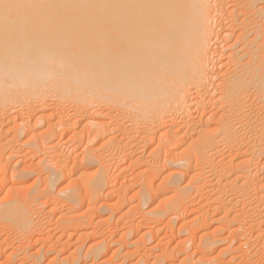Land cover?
I'll return each mask as SVG.
<instances>
[{
    "label": "bare ground",
    "instance_id": "1",
    "mask_svg": "<svg viewBox=\"0 0 264 264\" xmlns=\"http://www.w3.org/2000/svg\"><path fill=\"white\" fill-rule=\"evenodd\" d=\"M112 167L127 190L100 204ZM35 175L44 188L21 197ZM116 206L129 227L110 244L84 224L110 226ZM165 218L172 241L184 235L171 253L148 247ZM0 259L264 264V0H0Z\"/></svg>",
    "mask_w": 264,
    "mask_h": 264
},
{
    "label": "rangeland",
    "instance_id": "2",
    "mask_svg": "<svg viewBox=\"0 0 264 264\" xmlns=\"http://www.w3.org/2000/svg\"><path fill=\"white\" fill-rule=\"evenodd\" d=\"M41 129H42V127H41ZM65 137H66V138H65ZM68 137H69L68 135L64 136V137H63L64 139L59 137L60 139H62V140H60V141H59V138L57 137L56 140H57L58 142H61V141H62L63 144H64V142H65V144H66L67 142H69V140L67 139ZM99 143H101V141H100ZM99 143H98L97 145H99ZM63 144L61 145V143H60L62 149L60 148V150H59L58 152L60 153L61 150H62V151L65 150V152H62V151H61V153H62L63 155H64V153H65L66 156L70 155V154H68V153L70 152V151H69L70 149H68V148H66V147L63 148V146H65V145H63ZM66 145H68V144H66ZM81 149H82V148L75 149L74 152H75V153H76V152L81 153V152H82ZM26 150H27V149L22 150L20 153H21L22 155H24V154L27 152ZM67 150H68L69 152H68ZM78 150H79V151H78ZM74 152L71 151L72 156L75 154ZM73 153H74V154H73ZM79 153H77V154H79ZM67 154H68V155H67ZM65 155H64V156H65ZM39 157H40V158L43 157V154H41ZM23 159H25V161L27 160L26 164H30V163L32 162L33 164L36 165V164L38 163V158L36 157V158H33V159H32V158H31V154H27L25 157L23 156ZM126 166H127V165H126ZM114 168H115V167L110 168L111 170L109 169V171L112 173V175H111L110 172H108V173H110V175L113 176V177H111V176L109 177V178H113L112 180L110 179V182H112L111 184L113 185L114 190H116V193H117V192H118V193H117V194L114 193V195H116V196H114V195H112V194H107V193H106V195H105V194L102 195L103 198H104V200H100L99 203H100V202H103V203H104V202H107V201H109L108 203H110V202H111V203H114L115 201L118 200L120 194H122L123 192H125V191L127 190V189L124 190V189H121V188H120V187H121V182H122L123 179H124V176H123L124 174H122V173H124V172H122L123 169H120L119 167H118V168L116 167V169H114ZM117 169H118V170H117ZM129 170H131L130 173H131V175H132V176H131L132 178H133L134 176L137 177V180H135L136 177L134 178L135 182H136V181H141L142 178L137 176V174L135 173L136 170H134V172H133V170L130 169V168H129ZM129 170H128V172H129ZM117 171H118V172H117ZM114 172H115V173H114ZM120 172H121L122 175H119ZM120 176H121V179L117 182V180H118V178H120ZM34 178H35V179H34ZM37 178H38L37 175H35V176L32 177L31 179H29L30 181H28V183H27V184L23 187V189H22V192H21V195H20L21 197L24 198V197L26 196V194L31 190V188L33 187V185L36 184V181H35V180H36ZM116 178H117V179H116ZM122 178H123V179H122ZM139 178H141V179H139ZM113 180H114V181H113ZM66 181H67V182H66ZM68 181H69V182H68ZM36 185H39V188H40V189L44 188V185H43L42 182H40V183H38V184H36ZM70 185H71V181H70L69 179H68V180H65V181L63 182V184L61 183V184H59V185L57 186V189H56V190L58 191L59 189H61V188H63V187L65 188L66 186H67V188H69ZM62 186H63V187H62ZM136 186H137V189H136ZM138 186H139V185H135V187H134L135 189H130V190H132V191L135 190V191H136V190L139 189ZM113 187H112V188H113ZM118 187H119V188H118ZM70 188H71V187H70ZM23 190H24V191H23ZM57 191H56V192H57ZM133 192H134V191H133ZM133 192L129 191L128 195H130V197L133 196V194H134ZM250 194H251V193H250ZM117 195H118V196H117ZM252 196H253V195L251 194L250 197H249V200H250V198H253V199H254V197H252ZM56 199H57V198H56ZM56 199H55V200H56ZM101 199H102V197H101ZM253 199H251L250 201H253ZM40 200H41V202L39 201V203H40V205H41V206H40V207H41V208H40L41 212L39 211V213L42 214V215H44V216L40 215L39 213L36 214V213H35L36 211H35L34 213H35L36 215L34 214V215H35L34 217H35L36 220H37V219H39V220L41 219V220L39 221V223H38V226H39L40 223H42V225L40 224L41 228H40V226H39V228H40L39 230H41V231L43 230L44 233H42V234H44V235L41 234V231H38V232L42 235V237L45 236L46 233L48 234V236H47V235H46V236L49 237V236L52 234L51 232H53V234H54V229H52V228L55 227V229H56V227H57V225H58V224H57V221H56L57 218H58V215H55L57 218L55 219V217H53L54 220L51 222V220H52L53 218L51 219L50 216H48V217L51 219V220H49L48 217H47L46 215H48V211H49V209H51V207H53L55 204H54L53 200H48V199H46V198H41ZM55 200H54V201H55ZM106 200H107V201H106ZM114 200H115V201H114ZM160 200H161V199L156 200L153 204H151L150 207H149V205H148V206L146 207L147 209L145 208V211H146V210L148 211V208H149V209H152V208H153V209H157V206H158V207H162ZM249 200L246 199L247 202H249ZM1 201L4 202V201H6V199H5L4 201H3V199H1ZM47 201H48V202H47ZM112 201H113V202H112ZM56 202H57V200H56ZM56 202H55V203H56ZM39 203H38V204H39ZM46 203H47V204H46ZM159 203H160V204H159ZM100 204H101V203H100ZM31 205L33 206V204H30V206H31ZM43 205H44V206H43ZM43 207H44V208H43ZM48 207H49V208H48ZM118 207H119V206H116V207H115V210L113 209V211H112L113 214L116 213V216H117V217L115 216V219H112L113 224H111V222H110V224H111L110 226H111V227L109 226V224H108V225H104V224H107V223H106V222H105V223H102V221L99 222V223H97V224H99L98 226H93V225H90V223L86 220V222H85L84 225L87 224L89 227L92 226V227H91L92 230H93L95 227L98 228V227L101 225V227L98 228V230H99V231L101 230V232L97 231V237L100 236V237H101V238L99 237L100 239H104V240L107 239L108 242H110L109 240H111L110 244H111L112 242H116V241L118 240L119 237L116 235L117 232L115 231V229L117 230V228H121V229L118 230V231H120V230H123V229L125 230L127 227H129V224H126V222H124V220H122V219L119 218V217L121 216L122 212L125 211V210H123V208L125 209L126 207L123 206L122 208H119L120 210L118 209ZM120 207H121V206H120ZM96 208H97V207H96ZM96 208H95V209L93 208V213H97V212L100 211L99 208L97 209V210H99V211H97ZM116 208H117V209H116ZM42 209H44V212L46 213V215H45V213H42V212H43ZM121 209H122V210H121ZM34 210H36V209L34 208ZM84 210H85V211H84ZM115 211H116V212H115ZM86 212H88V211H87V207L85 206V207L83 208L82 213L85 214ZM134 213H135V212H133V214H134ZM99 214H100V212H99ZM108 214H109V213H108ZM186 214H188V215L191 216V217H192L193 215H195V214H190L188 210L186 211ZM39 215H40V218H39ZM109 216H110V214H109ZM109 216H108V215H105L104 218H107V217H109ZM42 218H43V219H42ZM45 218H47V220L49 221V223L51 222L52 224H51V223L49 224L47 220H46L47 222H43V221H45ZM118 218H119V219H118ZM134 218H135V219H134ZM117 219L119 220V223H118ZM131 219H132V220L134 219L135 221L137 220V222L139 221V222H140V223H139V224H140L139 226H141V225L144 226V225H145L144 227H141L142 230H143V229H144V230H145V229L148 230V229H149L148 227H150L151 224H152V223L149 222L148 220H146L147 222L144 221V222H145V223H144L143 220H142V218H141V216H139L138 213H136V217H135V215H133V217H132V215H131ZM113 220H114V221H113ZM116 221H117V222H116ZM164 221H165V223L160 227V228L162 229V231H161L160 234H158V239L160 238V242H159V240L157 239V240H156L155 242H153V243L150 242V244H148V247H152V246H154V245H157L158 243H160V244L162 243L163 245H161V246H163V249H162V247H160L161 250H159V251H160V252H164V251H162V250H166V248H167L168 251H167V250H166V251H167L168 253H169V251H170V253H171V252H172L171 249H172L174 246H176L177 243L181 241V239L184 238V235H183V237L180 236V237L174 239V241H172L171 235H169V234H170L169 231H170V226H171V224L168 225V224H169V223H168L169 221H168L167 218H165ZM37 222H38V220L36 221V223H37ZM114 222H115V223H114ZM142 222H143V224H142ZM47 223H48V224H47ZM88 223H89V224H88ZM116 223H117L119 226H118ZM148 223H151V224L149 225ZM56 224H57V225H56ZM97 224H96V225H97ZM114 224H116L117 226L114 225ZM44 225H45V226H44ZM52 225H53V226H52ZM87 225H86V226H87ZM112 225H113V226H112ZM127 225H128V226H127ZM146 225H147V226H146ZM164 225H165V226H164ZM179 225L181 226V223H180V224L178 223L177 226L175 225V227H176V228H175V234H178V230H179V228H180ZM42 226H44V228H43ZM114 226H116L117 228H115ZM45 227H46V228H45ZM113 227H114L115 229H113ZM96 228H95V229H96ZM108 228H112V231H109V232H108V231H107ZM48 229H49V230H48ZM50 229H51V230H50ZM95 229H94V230H95ZM168 229H169V230H168ZM35 230H36V231L38 230L37 226H36V229H35ZM47 230H48V231H47ZM105 230H106V231H105ZM109 230H111V229H109ZM144 230H143V231H144ZM36 231H35V232H36ZM43 231H42V232H43ZM114 231H115L116 233H115ZM38 232H37V234H36V233H35V234H36L37 236L39 235L38 237H40L41 235L38 234ZM48 232H50V235H49ZM98 232H99L100 234H99ZM106 232H107V233H106ZM112 232H113L114 234H112ZM103 233H104V234H103ZM163 233H164V234H163ZM53 234H52V236H50V238H53L52 240H54V241H52V240L50 239V242H49V241H48L49 238H47V237L45 236V237L47 238V239H45V238L43 237L45 240H47V243H51V245H53V242H55V239H54L55 237H53ZM107 234H108V235H107ZM154 234H156V232H155ZM112 235H114V236L112 237ZM159 235H160V236H159ZM4 237H5V238H6V237H9V238H11V239H9V240H12V241H13V239H12L13 236L11 237V236H6V235H4ZM67 237H68V236H67ZM76 237H77V236H76ZM103 237H104V238H103ZM168 237H169V239H168ZM251 237H252V236H251ZM74 238H75V236L70 240V242H71L72 244H74V243L76 242V244L80 245V243H82L81 241L78 242V240H76L77 238H75V239H74ZM108 238H109V240H108ZM163 239H165V240H163ZM166 239H167V240H166ZM170 239H171V240H170ZM177 239H178V240H177ZM251 239H252V238H251ZM51 241H52V242H51ZM73 241H74V242H73ZM176 241H177V242H176ZM9 242H10V241H9ZM10 243H11V242H10ZM12 243H13V242H12ZM12 243H11V244H12ZM196 243L198 244V242H196ZM196 243H195V245H196ZM168 244H169V245H168ZM78 245H77V246H78ZM149 245H150V246H149ZM171 245H172V246H171ZM254 245H255V244H254ZM77 246H75V244H74V245H72L71 248L74 249L73 247H77ZM251 246H253V245H251ZM38 247H39V245H38L37 247H35V249H36V248L38 249ZM170 247H171V248H170ZM39 248H40V247H39ZM85 248H86V247H85ZM35 249H33V251H34ZM169 249H170V250H169ZM252 249L254 250V249H255V246H254V248H252ZM258 249H259V247L257 248V245H256V250H255V252H256ZM70 250H71V249H70ZM141 250H142V249H140L139 254H136L137 251H139V250L135 251V252H136L135 255H138V256H135V257H138V258H139V256L142 255L141 252H143L144 249H143L142 251H141ZM245 250H248V251H249V249H245ZM245 250H243V251H244L245 254H246L247 252H246ZM250 250H251V249H250ZM166 251H165V252H166ZM195 251H196V249L192 247V249L190 250V254H191V255H194V254H195V253H194ZM239 252H240V253H239ZM241 252H242V250H241V251L238 250V253H237V252H236V253L239 254V256L242 257L241 260H243V259H244L243 257H245V256H244L245 254H244L243 252H242V253H241ZM249 252L253 253L254 251H249ZM249 252H248V253H249ZM255 252H254V253H255ZM143 253H144V252H143ZM177 253H178V250H175V255H176ZM248 253L246 254V256L248 255ZM251 253H249V254H251ZM67 254H68V253H67ZM172 254H174V253H172ZM65 255H66V254H65ZM216 255H218V253H217ZM242 255H243V256H242ZM190 257H191V256H190ZM107 258H108V259H111V258H112V253H110L109 256H108ZM239 258H240V257H239ZM183 259H184V258H183ZM183 259L180 258L181 261H183ZM136 260H137V259L134 258V261H136ZM178 260H179V259H178ZM178 260H176V261H174V262H172V263H173V264H181L180 261L178 262ZM0 261H2V259H0ZM119 261H121V260H120V259H116V263H120ZM184 261H185L186 264H192L191 259H187V262H186V260H184ZM176 262H177V263H176ZM189 262H190V263H189ZM238 262H239V261H238ZM238 262H237V263H238ZM48 263H49V262L46 261L44 264H48ZM182 264H184V262H183ZM240 264H244V263H240ZM257 264H258V263H257Z\"/></svg>",
    "mask_w": 264,
    "mask_h": 264
},
{
    "label": "snow or ice",
    "instance_id": "3",
    "mask_svg": "<svg viewBox=\"0 0 264 264\" xmlns=\"http://www.w3.org/2000/svg\"><path fill=\"white\" fill-rule=\"evenodd\" d=\"M33 6H42V5H28V7H33Z\"/></svg>",
    "mask_w": 264,
    "mask_h": 264
}]
</instances>
